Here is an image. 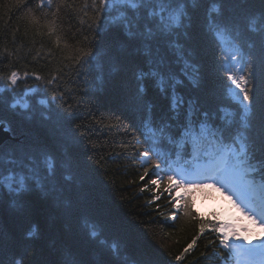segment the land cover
<instances>
[{"label": "trees", "instance_id": "trees-1", "mask_svg": "<svg viewBox=\"0 0 264 264\" xmlns=\"http://www.w3.org/2000/svg\"><path fill=\"white\" fill-rule=\"evenodd\" d=\"M39 4L0 0V264H242L264 237L240 206H264V0H165L149 40L122 0ZM242 146L246 174L184 176Z\"/></svg>", "mask_w": 264, "mask_h": 264}, {"label": "snow or ice", "instance_id": "snow-or-ice-1", "mask_svg": "<svg viewBox=\"0 0 264 264\" xmlns=\"http://www.w3.org/2000/svg\"><path fill=\"white\" fill-rule=\"evenodd\" d=\"M122 2L130 5L135 11L132 14V19L125 17L119 23L118 27L125 29L127 35L134 39L143 38L144 40H149L153 38L155 32L153 31L152 24L156 22V17L159 15L156 11V6H159L160 12H163L165 0H151V3H149V0H122ZM48 3L51 4V0H48ZM95 3L96 0H93V4ZM99 3L105 6V11L108 10L109 0H99ZM39 6H44V0H40ZM157 27L160 32L166 31L169 27L165 22V17L163 15H159V23L157 24ZM37 78L39 79V77ZM10 79L13 84L16 83L15 72L12 73ZM244 92L243 99L251 103L254 100V97L247 94V89H245ZM245 108H248V105H245ZM145 155H147V153ZM259 162L264 165V157H262ZM221 165L223 167V173H228L230 169H239L246 174L251 167L246 150L243 146L241 147L240 153L234 154L231 149H228L221 159ZM157 167H159V165H157ZM169 179H171V177H169ZM153 183H155V181H153ZM249 211L251 216L259 219L260 222L264 224V206L259 208L258 213L252 210ZM227 246L228 245L226 244L225 247ZM261 247H264V245H261Z\"/></svg>", "mask_w": 264, "mask_h": 264}, {"label": "rangeland", "instance_id": "rangeland-1", "mask_svg": "<svg viewBox=\"0 0 264 264\" xmlns=\"http://www.w3.org/2000/svg\"><path fill=\"white\" fill-rule=\"evenodd\" d=\"M212 165V163L210 162L209 165ZM197 207L200 211H209L211 209H216V211H219L218 214H220L222 216V219L224 220V226H223V229L222 231H226L228 233H230L231 231L239 228L240 226H242L243 228V224H239L238 221H236L235 219H238V217H236L233 213H231L230 211L228 210H218L219 207H221V205L218 203V204H215L213 203L212 201L210 200H206V201H199L198 204H197ZM250 237H248V240H249ZM241 241L243 243H250V242H247V235H243L242 234V238H241ZM248 250H250V248L246 249L245 252H247Z\"/></svg>", "mask_w": 264, "mask_h": 264}, {"label": "water", "instance_id": "water-1", "mask_svg": "<svg viewBox=\"0 0 264 264\" xmlns=\"http://www.w3.org/2000/svg\"><path fill=\"white\" fill-rule=\"evenodd\" d=\"M8 138V133L3 129L0 128V145Z\"/></svg>", "mask_w": 264, "mask_h": 264}]
</instances>
